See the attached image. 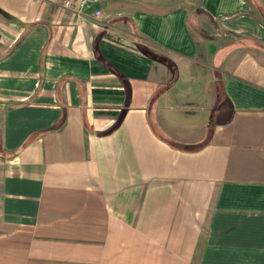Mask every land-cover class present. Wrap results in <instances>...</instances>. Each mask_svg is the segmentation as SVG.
Listing matches in <instances>:
<instances>
[{"label": "crops", "instance_id": "obj_1", "mask_svg": "<svg viewBox=\"0 0 264 264\" xmlns=\"http://www.w3.org/2000/svg\"><path fill=\"white\" fill-rule=\"evenodd\" d=\"M63 1L0 0V264H264V0Z\"/></svg>", "mask_w": 264, "mask_h": 264}, {"label": "built area", "instance_id": "obj_2", "mask_svg": "<svg viewBox=\"0 0 264 264\" xmlns=\"http://www.w3.org/2000/svg\"><path fill=\"white\" fill-rule=\"evenodd\" d=\"M102 1L104 0H64L61 7L77 16H82L87 8L96 6ZM93 18L100 25L103 24L105 19L100 11H95Z\"/></svg>", "mask_w": 264, "mask_h": 264}, {"label": "rangeland", "instance_id": "obj_3", "mask_svg": "<svg viewBox=\"0 0 264 264\" xmlns=\"http://www.w3.org/2000/svg\"><path fill=\"white\" fill-rule=\"evenodd\" d=\"M211 88L212 87L209 84V86L207 88V91L209 92L208 93L209 104L213 106L216 100H215V94H214V92H212V89ZM197 94H198V92H197ZM200 100H201V98H200ZM204 101H205V105H208L207 102H206V100H205V97H204ZM220 104L221 105H225V103H222L221 98L218 99V105L220 106ZM198 111H196V114H193V117H192V124L194 125V128L200 126V122H202L203 121L202 119H204L205 116H206V112L205 111L204 112H202L200 110H198ZM211 116H213V113H212ZM215 116H218L219 119H222V118H225L227 116V113L224 111V112H220V114H217V115L215 114Z\"/></svg>", "mask_w": 264, "mask_h": 264}]
</instances>
